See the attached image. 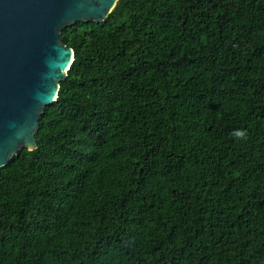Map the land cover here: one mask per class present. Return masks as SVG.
Segmentation results:
<instances>
[{
  "label": "trees",
  "instance_id": "obj_1",
  "mask_svg": "<svg viewBox=\"0 0 264 264\" xmlns=\"http://www.w3.org/2000/svg\"><path fill=\"white\" fill-rule=\"evenodd\" d=\"M59 34L0 264H264V0H116Z\"/></svg>",
  "mask_w": 264,
  "mask_h": 264
},
{
  "label": "water",
  "instance_id": "obj_2",
  "mask_svg": "<svg viewBox=\"0 0 264 264\" xmlns=\"http://www.w3.org/2000/svg\"><path fill=\"white\" fill-rule=\"evenodd\" d=\"M116 0H0V167L25 147L72 60L60 30L102 21Z\"/></svg>",
  "mask_w": 264,
  "mask_h": 264
},
{
  "label": "clouds",
  "instance_id": "obj_3",
  "mask_svg": "<svg viewBox=\"0 0 264 264\" xmlns=\"http://www.w3.org/2000/svg\"><path fill=\"white\" fill-rule=\"evenodd\" d=\"M233 135L238 139H243L246 137V133L242 130H236Z\"/></svg>",
  "mask_w": 264,
  "mask_h": 264
}]
</instances>
